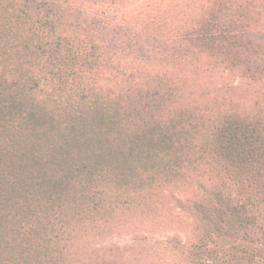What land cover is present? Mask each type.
Wrapping results in <instances>:
<instances>
[{"label":"trees","instance_id":"trees-1","mask_svg":"<svg viewBox=\"0 0 264 264\" xmlns=\"http://www.w3.org/2000/svg\"><path fill=\"white\" fill-rule=\"evenodd\" d=\"M136 1L0 0V264H148L90 240L172 203L184 264H264V91L194 78L264 81V0Z\"/></svg>","mask_w":264,"mask_h":264},{"label":"rangeland","instance_id":"rangeland-1","mask_svg":"<svg viewBox=\"0 0 264 264\" xmlns=\"http://www.w3.org/2000/svg\"><path fill=\"white\" fill-rule=\"evenodd\" d=\"M150 0H138L132 8L140 9ZM100 10H102L100 8ZM264 38V35H263ZM200 94L231 92L234 96L254 99L264 91V81H256L247 76H241L218 68L215 70L199 71L195 74ZM251 101V100H249ZM193 186L174 191L179 197H186L194 192ZM173 205L174 220L167 224L148 223L138 220H123L90 240L94 249L138 248L152 255L148 264H184L178 255V246L188 244L194 238L193 220L181 209Z\"/></svg>","mask_w":264,"mask_h":264}]
</instances>
